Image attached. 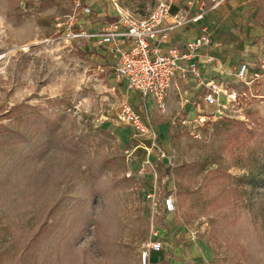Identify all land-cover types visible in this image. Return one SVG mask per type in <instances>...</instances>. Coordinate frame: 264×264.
Returning a JSON list of instances; mask_svg holds the SVG:
<instances>
[{
	"label": "rangeland",
	"instance_id": "1",
	"mask_svg": "<svg viewBox=\"0 0 264 264\" xmlns=\"http://www.w3.org/2000/svg\"><path fill=\"white\" fill-rule=\"evenodd\" d=\"M83 1L109 21L159 0ZM72 5L0 0V264H139L147 238L149 181L125 174L141 167L149 140L116 120L134 94L111 57L55 33ZM209 20L230 71L264 60V0H220ZM224 81L237 93L230 110L203 106L199 138L171 127L148 155L147 174L175 198L174 213L158 218L168 240L151 264H264V78ZM188 86L167 116L181 118Z\"/></svg>",
	"mask_w": 264,
	"mask_h": 264
},
{
	"label": "built area",
	"instance_id": "2",
	"mask_svg": "<svg viewBox=\"0 0 264 264\" xmlns=\"http://www.w3.org/2000/svg\"><path fill=\"white\" fill-rule=\"evenodd\" d=\"M219 3L220 0H191L175 6L170 1L159 0L144 14H125L118 10L111 20L105 21L97 18L88 2L73 0L71 10L54 21L59 38L69 43H82L84 50L104 59L111 57L114 77L124 82L137 97L136 104L127 100L119 102L115 117L137 136L149 140L148 154L141 167L131 165L125 174L126 177L145 176L149 181L146 188L140 189L146 204L148 232L139 251V264H149L150 254L164 248L166 240L158 218L163 214L167 219L175 211L173 194L162 193L156 180L146 171L150 163L148 155L160 140L153 118L166 116L168 125L189 127L193 136L199 138L200 130L196 127L205 119L202 107L209 106L215 115L224 114L237 99V93L224 79L206 78L199 67L200 63L219 62L217 56L205 52L212 38L209 25L204 23L210 10ZM189 25L197 28L195 36L179 42L172 40L176 31ZM232 77L243 85L263 79L264 60L240 61ZM189 80L195 82V99H199L193 104L196 115L186 114L183 108L185 115L180 119L167 116L166 97L171 86L176 81L186 84ZM186 100L191 102V99ZM124 152L128 156L132 154L129 148ZM160 157H166L164 151H160ZM151 174L155 172L152 170Z\"/></svg>",
	"mask_w": 264,
	"mask_h": 264
},
{
	"label": "crops",
	"instance_id": "3",
	"mask_svg": "<svg viewBox=\"0 0 264 264\" xmlns=\"http://www.w3.org/2000/svg\"><path fill=\"white\" fill-rule=\"evenodd\" d=\"M120 9V8H119ZM123 13H126L125 11H123L122 9H120ZM99 15V14H98ZM211 18V17H210ZM210 24V20H209V16L207 19L204 20V23H207ZM208 24V25H209ZM210 28V32H211V38H212V42H211V45L210 47H208L205 52L209 53V54H212L214 56H217L219 58V62L216 63V64H204V63H200L199 67L202 71V75L204 77H209V76H216V77H220L221 79H225V78H231V76L233 75V72L235 70V68L233 70L230 71V66H232V62L234 63V60H233V56L232 55H227L228 51H229V48H227L226 45H223L221 47H216L215 45H213V34H214V30L211 29V26H209ZM198 33V30L196 27H193V26H187V27H184L178 31H176L173 35H172V40L173 41H182L184 39H187V38H192L193 36H195L196 34ZM244 59H241L238 61V64L240 61H242ZM124 83V82H123ZM125 84V83H124ZM189 85V86H188ZM186 86H188V90L189 91H193V89H195V82L193 80H189L186 84H184V82H175L169 92H168V95L166 97V104H167V109H168V112L170 113V106H172L173 102L175 101V90L177 91V93H179L180 91V88H182L183 90L186 88ZM195 90L188 94L190 96L189 99H191V102H187V100H185L184 102H182V105L178 106L180 107V109L183 111V108H185L186 110V114L188 115H192V114H196V108L195 106H193V104L195 103L194 100H195V94H194ZM134 94V92H133ZM134 96V101H130L131 103L133 104H136L137 102V97L135 96V94L133 95ZM187 102V103H186ZM185 104V105H184ZM182 115H185V114H181L180 116ZM171 117V116H170ZM175 117V116H173ZM171 117V118H173ZM154 120V123H155V127L157 129V132L159 134V138L160 140H163V142L167 141L168 138H169V135H170V129H171V126L168 125V121L166 120H160V118H153ZM163 234H164V237H165V240L167 241L168 240V237L166 236V233L164 231V228H163ZM166 245V243L164 244V246ZM161 251H158V252H152L150 254V258H149V264H151V260L154 256H156L157 253H159Z\"/></svg>",
	"mask_w": 264,
	"mask_h": 264
},
{
	"label": "bare ground",
	"instance_id": "4",
	"mask_svg": "<svg viewBox=\"0 0 264 264\" xmlns=\"http://www.w3.org/2000/svg\"><path fill=\"white\" fill-rule=\"evenodd\" d=\"M113 2L115 3V0Z\"/></svg>",
	"mask_w": 264,
	"mask_h": 264
}]
</instances>
